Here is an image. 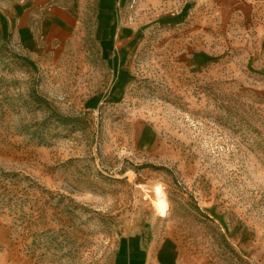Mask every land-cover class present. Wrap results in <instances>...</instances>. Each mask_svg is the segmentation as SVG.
I'll list each match as a JSON object with an SVG mask.
<instances>
[{
	"label": "rangeland",
	"instance_id": "obj_1",
	"mask_svg": "<svg viewBox=\"0 0 264 264\" xmlns=\"http://www.w3.org/2000/svg\"><path fill=\"white\" fill-rule=\"evenodd\" d=\"M98 2L53 52L0 19V264H264V27Z\"/></svg>",
	"mask_w": 264,
	"mask_h": 264
},
{
	"label": "crops",
	"instance_id": "obj_2",
	"mask_svg": "<svg viewBox=\"0 0 264 264\" xmlns=\"http://www.w3.org/2000/svg\"><path fill=\"white\" fill-rule=\"evenodd\" d=\"M106 1L97 4L107 9ZM87 5L86 0H0V19L31 52H53L81 26L78 13L87 11ZM219 7L246 30L264 27V0H232Z\"/></svg>",
	"mask_w": 264,
	"mask_h": 264
},
{
	"label": "bare ground",
	"instance_id": "obj_3",
	"mask_svg": "<svg viewBox=\"0 0 264 264\" xmlns=\"http://www.w3.org/2000/svg\"><path fill=\"white\" fill-rule=\"evenodd\" d=\"M159 189V188H158ZM163 200V199H162ZM164 204V203H163ZM163 209V207H161Z\"/></svg>",
	"mask_w": 264,
	"mask_h": 264
}]
</instances>
